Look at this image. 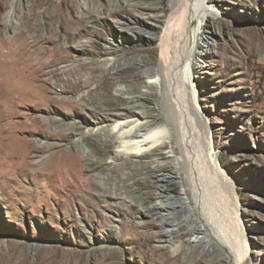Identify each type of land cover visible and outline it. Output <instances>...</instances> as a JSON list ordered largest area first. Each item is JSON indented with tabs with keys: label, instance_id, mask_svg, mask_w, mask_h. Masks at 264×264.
Returning <instances> with one entry per match:
<instances>
[{
	"label": "rangeland",
	"instance_id": "1",
	"mask_svg": "<svg viewBox=\"0 0 264 264\" xmlns=\"http://www.w3.org/2000/svg\"><path fill=\"white\" fill-rule=\"evenodd\" d=\"M197 1L175 48L174 86L180 89L183 76L197 122L207 128L210 157L238 195L247 251L237 263L264 264V0ZM156 2L165 21L168 0H0V264H228L208 250L206 233L159 241V218L140 213L156 205L164 220L204 227L182 185L180 207L169 208L155 184L158 164L179 166L173 151L172 158L142 157L147 169L137 176L118 171L108 185L109 198L88 188L87 173L104 169L92 170L91 160L127 157L144 133L156 140L145 147L169 141L159 135L162 120L125 127L130 131L120 133L101 156L82 137L102 126L117 131L122 121L134 119L126 118L128 107L146 113L154 103L137 100L140 88L161 96L156 74L162 32L148 19L152 12L142 9ZM141 15L148 27L135 24ZM79 18L84 20L78 23ZM63 19L71 20L76 38L64 37ZM141 27L145 39L154 36L153 44L139 38ZM109 58L113 61L106 66ZM113 62L116 68L109 71ZM84 76L92 83L85 84ZM152 79V89L144 87ZM130 83L137 85L122 94L130 97L126 103L117 94ZM64 97L79 103V117L49 101ZM100 116L107 121L98 124ZM117 118L122 119L118 125ZM45 120L52 122L46 126ZM64 172L77 175L78 187L62 190ZM163 173L168 172H157ZM95 194L99 198L91 200Z\"/></svg>",
	"mask_w": 264,
	"mask_h": 264
},
{
	"label": "bare ground",
	"instance_id": "2",
	"mask_svg": "<svg viewBox=\"0 0 264 264\" xmlns=\"http://www.w3.org/2000/svg\"><path fill=\"white\" fill-rule=\"evenodd\" d=\"M168 1L169 12L166 15L165 21L161 20V16L157 14L160 9L162 11L164 10L163 8H158L157 2L155 3V7L153 5L142 7L143 11L152 12L149 14L148 19L159 23L160 25L158 24L156 28L158 31H160V33L162 32L160 36V38H162L157 41L159 43V51L161 56L157 69L158 74H156L158 79L160 77L161 80V96L159 95V98H153L152 92L141 90L140 88L141 95L137 96V100L140 99L145 102L148 101L149 103H154L152 104L153 107H150L146 113H139L133 110L132 107H128L125 109L129 114L126 118H134L133 120H135V122L133 120H129L127 123L122 121L119 124V129L117 131L116 127L110 128L102 126L97 130L91 128L86 132L84 131L82 137L87 140L86 142L88 143L92 152L98 156H101L102 152L107 151L108 147L114 142L115 138H117L120 133H127V131H130L129 129L125 130V127L128 128L130 125H133L132 127H143L154 121L162 120L165 124L162 127V132L159 133V135L162 138H167L169 141H162L159 146L154 148L145 147L146 145L151 144L152 141L156 140L150 137V133H144V137L139 141L137 149L127 152V157L119 153L116 154V156L111 157L113 158V161L110 160L111 162H94L91 160L90 167L92 170L102 167H104V169H100L101 171H98L100 173L95 176H93L91 172L87 173L88 188L97 191L98 195L103 196L104 198H109L111 196L110 191L112 186L108 187V185L117 180V173H119L118 171L126 170L128 171V174L130 172L137 176L139 175L138 172H142V168L147 169V161L142 160V157L151 158V155L153 154V159L154 156H158L159 158H172L169 153L173 151L175 153L173 160L174 158H177L179 166L158 164L157 170L154 171L153 175L156 179L155 184L158 189H160L161 193H164V197L166 196L167 200L170 201L168 206L169 208L180 207V202H178V199L181 198L179 187L182 185L185 189V194H188L189 198L191 199L193 209L195 210L198 219L204 224V227L202 228L201 226H198L192 229L190 228L191 226L188 227L185 223V220L182 219H180L177 223L164 220L161 217L162 214L160 211H157L158 207L156 205H148L144 212L142 209H140V213L153 218H159L158 220H160L162 223L160 229L157 231V238L159 241H167L170 237H175L178 235L181 236L185 233H206V236L211 240V247H209L208 250L210 251V248H212L213 252H216L218 261L225 260V262L228 264H238V258L244 257L245 252L247 251L245 249L246 239L243 228L244 224L241 222L239 215L238 195L234 191V185L231 182V179L228 177V174L221 172V168L219 167L220 169H218L215 162L213 161L214 158L212 157V159L210 157V153L208 152L207 148L210 143L207 137V128H205L203 124L199 126L197 122V113L195 114L193 107L194 102L189 91L187 90L188 86L184 80V77L182 76L180 78L181 84L180 86H177L180 87V89L175 88L173 82L172 60L174 57L175 48L178 39L183 33V27L186 22L188 9L191 7L190 5H194V7H196V5L193 4L196 0ZM198 1L205 3V0ZM83 8H86L85 5H83ZM92 13L93 12L91 11L88 12L90 15H93ZM83 20L84 18H79L77 21L79 23ZM63 21L65 22L64 37L67 39L76 38V36L79 34L73 35L71 32L73 29V23L71 20L63 19ZM134 21L135 24L146 27L149 26V22H147V20L142 15L140 17L136 16ZM132 24L134 23L128 24V27L132 30H135L133 27H131ZM138 29L140 30L138 36L139 38H142V41L144 39L148 41V43L151 42L152 44L155 42L153 35H149L148 39H145L143 36L144 33L141 32L145 29L142 27L141 29ZM96 34L97 36L103 38L101 33L97 32ZM215 41L216 40H213V42L211 41L210 43L206 40L205 42L210 45L215 43ZM203 47L209 46H206L205 44H202L201 46L200 44L199 48L203 49ZM75 48L76 47H74V49ZM204 51L207 53L208 50ZM87 52L90 54L92 53L90 50H87ZM112 61L113 59L109 58L104 64L108 66ZM198 67L199 66H196L195 68L198 69ZM115 68L116 62H113L109 67V71ZM195 68L193 70H195ZM84 80L85 84H89V82L92 83L90 81V77ZM155 81V79L145 81L144 87L152 89V84ZM136 85L137 84L135 83H130L126 89L119 88L117 97L121 98L126 103L131 102L130 97L125 98L122 96V94L127 93L129 88L133 86L135 87ZM49 101L51 104H55L57 106L60 105L69 109L73 112V116L76 118L79 117V103L74 102L70 98L64 97L60 100L50 99ZM55 112L63 117H66L67 115L65 111L60 109H55ZM92 114L95 115L93 112ZM97 118L100 119V121L102 120V122H99L98 124H102L107 121L106 117L104 116ZM117 119L118 120L116 122L118 125V122H120L122 119ZM59 120L54 119L53 121L57 122ZM45 121L46 126H49L52 122L50 120ZM84 121L91 122L87 118H85ZM139 129L141 128H138V130ZM96 139L101 140L103 146L99 145L95 141ZM73 143L76 145L75 141H73ZM134 157H141V159L134 160ZM102 160H105V157L102 158ZM158 171H165L168 173L159 175L157 174ZM60 177V180L63 182L61 187L62 190L68 189L69 187H78L77 175L75 173L64 172L60 175ZM226 185L228 188H226ZM141 194V197L144 199L147 200L149 198L148 193ZM98 198L99 197L96 194L90 195L91 200H96ZM106 208H109V206H106ZM215 223H218L219 226H216ZM165 226L172 227L167 229ZM200 239H202V236Z\"/></svg>",
	"mask_w": 264,
	"mask_h": 264
}]
</instances>
